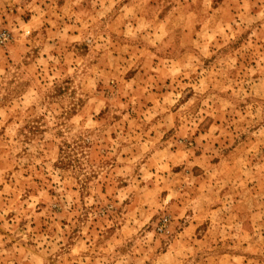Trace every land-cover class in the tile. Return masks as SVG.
I'll list each match as a JSON object with an SVG mask.
<instances>
[{"label": "rangeland", "instance_id": "obj_1", "mask_svg": "<svg viewBox=\"0 0 264 264\" xmlns=\"http://www.w3.org/2000/svg\"><path fill=\"white\" fill-rule=\"evenodd\" d=\"M0 264H264V0H0Z\"/></svg>", "mask_w": 264, "mask_h": 264}, {"label": "built area", "instance_id": "obj_2", "mask_svg": "<svg viewBox=\"0 0 264 264\" xmlns=\"http://www.w3.org/2000/svg\"><path fill=\"white\" fill-rule=\"evenodd\" d=\"M4 36L2 37V39H0V44L4 42Z\"/></svg>", "mask_w": 264, "mask_h": 264}]
</instances>
